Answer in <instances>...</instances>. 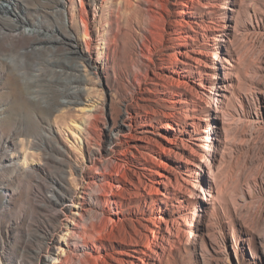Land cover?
<instances>
[{
    "label": "rangeland",
    "instance_id": "1",
    "mask_svg": "<svg viewBox=\"0 0 264 264\" xmlns=\"http://www.w3.org/2000/svg\"><path fill=\"white\" fill-rule=\"evenodd\" d=\"M9 1L15 23L55 38L54 48L40 54L53 56L58 75L49 77L57 86L69 83L74 95L64 103L56 89L49 102L24 107L5 84L28 72L35 56L11 58L4 44L20 37L0 24V57L8 60L0 59V264H264V0H216L214 10L194 0L192 16L178 15L189 11L177 6L180 0H62L59 13L49 0ZM176 20L207 29L190 31L194 37L177 55H210L212 38H220L226 69L177 67ZM159 74L176 80L162 90ZM221 90L226 99L211 108L210 96ZM173 98L190 104L175 112ZM185 106L201 119L198 129L185 123ZM147 130L158 133L157 150L171 149L154 155L172 176L170 199L153 189L140 198L135 189L146 180L135 139ZM203 131L208 151H198L211 169V187L195 180L180 204L196 160L182 144ZM59 182L70 197L63 198ZM83 187L89 188L75 197ZM59 198L72 214L62 213ZM183 217L191 226L180 229ZM160 222L170 236L158 232ZM190 229L193 238L184 235ZM137 248L148 254L141 261L132 256Z\"/></svg>",
    "mask_w": 264,
    "mask_h": 264
},
{
    "label": "bare ground",
    "instance_id": "2",
    "mask_svg": "<svg viewBox=\"0 0 264 264\" xmlns=\"http://www.w3.org/2000/svg\"><path fill=\"white\" fill-rule=\"evenodd\" d=\"M1 1L2 0H0V24L12 27L13 30H14L13 32L17 33V35L20 37V38L17 37L18 40H13L9 44L5 43L4 47H5L6 51H8L10 53V57L11 58H15L16 56L19 55L20 58L23 59L24 55H26L27 53H31V54H33L35 56L34 61L32 63L28 62L30 64L29 68H28V72L24 71V73H21L22 74L21 78L19 77L20 80H19L18 77L17 78L14 77L15 79L11 80L7 76L8 79H7V83L5 82L6 83L5 84V88L7 87V89L8 88L9 89H13V91H14L13 93L15 95L19 96V98L22 99V101L24 103V107L30 108V110L32 109V106L34 108H36V106H34V102H36V103L39 102L40 103V100L41 101L47 100L49 102L50 95H51L52 91H57L58 90V92H59L58 94L61 96V100H60L61 102H64V103L70 102L69 100H71L73 98V95H74L73 92H72L73 88L71 87V89H70L69 87H67L70 84L69 83H63V84L61 83L62 84L61 85L59 83L58 86H57L54 83V81H53L54 79L52 80L51 79L52 77L51 78L49 77V75H50L48 73L49 71L54 73L53 70H54L55 65H56V62L54 61L55 59L53 60V58H51L53 56H51V57L50 56H45V55L42 56L40 54L42 51H50V48H54L52 46V44H54L55 38L52 37L51 35L44 34V32H41V31L26 30V29L23 28L22 25L18 24L19 23L18 21H17L18 23H15L14 20L11 19V16L7 15L8 13L9 14L11 13L10 8L8 7L10 1L9 0H6L5 2H1ZM6 3L8 5H6ZM49 3L53 4V8L52 9L57 11V13H59V12H61L63 10L62 8L64 7V3H63L62 0H49ZM39 5H40V3H39ZM40 6H41V8L46 9L47 6H49V4H45L43 2L42 5H40ZM177 6L189 9V11H187L186 9H183L182 12H180L178 14L179 16L180 15L192 16L195 13L194 10L196 9V6H195V1L194 0H180L178 2ZM204 7H205V9L207 8L208 10H214V9H218L219 8L216 0H205ZM38 8H40V7H38ZM82 20H83L84 25H86L88 23V22L85 21L84 17H82ZM178 23L179 22L176 20L175 21V25L172 28V35H178V36L173 38V40H172V48H171L173 50V53L171 54V58L175 59V63L177 64V67H178V65H187V64H189L191 66H192V64H196V66L198 65V67H202L205 64L206 65L213 64L211 67L215 68V69L216 68L218 69V67H216V66L218 64H220L223 69H226L224 67V62L227 63V64H230V63H229V60L226 57H224L223 59L220 57L221 55H224V52L222 50V44H221L223 42V39H220V38H212L213 42H214V45L213 46H209L210 47L209 50L210 49L213 50V52H211L210 55H209V51H208L207 54L206 53H205V55L203 54V56H198L200 54L195 52L194 56L189 58V60H187L190 63L187 62L185 59H182L179 55H177L178 53H180L179 52L180 49H183L184 47H186V42H187L188 38L192 39L191 37H194L193 35L190 36V34H189L190 31L195 33V34H197V35H204L202 32H200V30H203V31L207 30L201 24H199L198 22H195L193 24L185 22L184 25L178 24ZM85 27H87V26H85ZM24 38L25 39L28 38V40H29V43H28L27 46H26V44H23L21 42L22 39H24ZM24 43H25V41H24ZM57 45H58V43H57ZM6 51H5V53H6ZM9 53H8V55H9ZM21 54H24V55H22L23 57L21 56ZM51 55H53V53ZM210 56H212L211 57V61H210V58H209ZM0 59L4 60L5 62L6 61L8 62L6 57H5V59L0 57ZM212 61H214V62H212ZM58 62H59V60H58ZM20 64H22V61L20 62ZM20 64H18V65H20ZM25 64L27 65V63H25ZM6 65H7V63H6ZM13 67H14V65H13ZM166 69H168V68H166ZM18 70H20V69H18ZM21 70L23 71L24 67ZM166 71H168V70H166ZM55 73H57L56 69H55ZM16 74L18 75V73H16ZM60 74H62V72ZM57 75H58V73H57ZM183 78H184V76H183ZM175 80L176 79H174L173 76H164V75L159 74V75H156V77H155V81H156L155 85H157L159 88L164 90V89H167L168 85H170V86L173 85ZM59 82H61V81H59ZM52 83L55 84L54 87H53ZM61 87H63L64 90L61 91L60 90ZM201 87H203V85ZM6 92L10 93V91H8V90H6ZM74 93H76V92L74 91ZM5 95H7V94H5ZM226 97H227L226 96V92H224V90L219 91L213 97L210 96V100L212 102V107L211 108H213V106H215L217 104L223 103L224 100L226 99ZM187 100L188 101L181 102L177 98H173L170 101V103L173 105L172 109L176 112V111H178V109L180 107V104L184 103V105H189L190 101H189V99H187ZM183 112L187 113V116L185 117V123L189 127L193 128L194 130L198 129V126H199V124L201 122V119L196 114H193L191 112V110H190V107H188V106L184 107ZM218 113H219V111H217V110L215 111V113L213 112V116H214L215 119L218 118L217 117ZM173 117H176V113L173 115ZM141 133H143V132H141ZM202 133H199L196 138H192L189 141L190 142L189 146H187V144L186 145L182 144V149L187 151L189 156L190 157H194L196 160L195 161L192 160L193 162L190 163L195 168H194L193 172L190 175H188L189 179H184V183L186 184V186L185 187L183 186V188H181V190H182L181 193H182L183 197L180 198L179 201H178V203H180V204H182V203H184L186 201V197H188L189 192H190V188L189 187L190 186L194 187V181L195 180L203 181L204 186L206 188H210L211 187V183L208 180V177L211 178L210 175H212L211 174V169L206 164V162L204 161V158H205L204 153H200L198 151L199 148H201V149L203 148L205 151H208V148H206V146L205 147L203 146V144L208 141V135L207 136H206V134L204 135V133H208V131H203ZM156 134H158V133H156L155 130H151V131L147 130L141 136H139L138 138L135 139V142H136L135 148L137 150V154L139 155V157H143V159L146 160V162L141 164V170L144 171V174H145L144 176L146 177L145 178L146 180H143V181L139 182V184L135 187V189H137V194H138V197H140V198L141 197H145L146 196L145 194L147 193V191L149 189H153V190L157 191L158 195L165 196L166 198L170 199V197H168L166 195L165 191H170L171 188L173 187L172 176L170 175L169 172H167L166 164L164 162H162V161H159V159L157 160L156 157H154V155H162V152L163 153H168V152L171 153L170 152L171 149L167 150L164 147H162V148L159 147V150H157L158 148L157 149L155 148V146L153 144V140H152L154 135H156ZM163 138L166 140L165 137H163ZM158 146L159 145H157V147ZM148 152L150 154H148ZM139 157H137V158H139ZM148 159H149V161L151 160L154 163L153 167H150L148 165V162H149ZM187 162H188V160H187ZM208 172H209V174H208ZM55 184H56L57 188H59L62 191L61 195L63 196V198L64 197L68 198V197L71 196V193L68 190H66V188H64L63 185H61L60 182H59V184L58 183H55ZM88 188L89 187L81 188L80 189L81 191H78L76 193L75 197L80 196L82 194V190H85V189H88ZM66 202L67 201H65L64 199L63 200H61L60 198L58 199L59 206L62 204V207H63V209H61L62 213L67 214V213L71 212V214H72V211L70 210V208L68 207ZM177 224H178V227L180 229H183L184 227L188 228V227L191 226V221L188 219V217H183L181 219V221L177 222ZM155 227L158 230V232L160 234H162V236L164 238H165L166 235H168V236L171 235V230L169 228L168 223L160 222V224L159 225H155ZM147 229L152 230V228L150 226H147ZM183 232H184V235L186 237H189V238L190 237L191 238L194 237V233L192 232L191 229L188 230V231L187 230L186 231L183 230ZM142 254H146V252L144 250H142V249L137 248L136 250H134V255H132V256L135 259H138V260L141 261L142 259L139 258V256H141ZM146 255H148V254H146ZM149 257H150V259H154V258L151 257V255H149L148 258ZM61 258L62 257H55V260L57 262H62L63 259H61ZM135 262L136 261H134V260H130V261L126 262V264H136ZM122 263L124 264V261Z\"/></svg>",
    "mask_w": 264,
    "mask_h": 264
}]
</instances>
